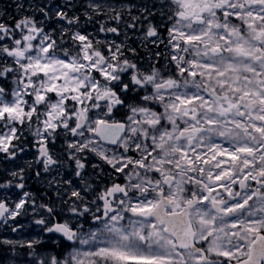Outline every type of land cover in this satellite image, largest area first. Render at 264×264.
I'll use <instances>...</instances> for the list:
<instances>
[{
  "label": "snow or ice",
  "instance_id": "obj_1",
  "mask_svg": "<svg viewBox=\"0 0 264 264\" xmlns=\"http://www.w3.org/2000/svg\"><path fill=\"white\" fill-rule=\"evenodd\" d=\"M14 7L0 264H264V0Z\"/></svg>",
  "mask_w": 264,
  "mask_h": 264
},
{
  "label": "flooded vegetation",
  "instance_id": "obj_2",
  "mask_svg": "<svg viewBox=\"0 0 264 264\" xmlns=\"http://www.w3.org/2000/svg\"><path fill=\"white\" fill-rule=\"evenodd\" d=\"M15 2H16V0H7L6 7H7V12H8L7 14L8 15H12V14H9V13L11 12V9L14 6ZM25 158L26 159H31V156L29 155V156H27ZM22 162L23 161H21V163ZM1 167H4V165H0V168ZM64 171L71 173L72 172V169L71 168H66ZM75 179L76 178L74 177V180ZM44 187H45V185L42 182L37 181V180H31L28 183V189L31 190V191H33V192H35L38 196H43L44 195V192H43V188ZM1 235H3V234H1Z\"/></svg>",
  "mask_w": 264,
  "mask_h": 264
},
{
  "label": "rangeland",
  "instance_id": "obj_3",
  "mask_svg": "<svg viewBox=\"0 0 264 264\" xmlns=\"http://www.w3.org/2000/svg\"><path fill=\"white\" fill-rule=\"evenodd\" d=\"M0 11H3V9H0ZM89 30H91V26H89ZM143 54V53H142ZM69 173V172H67ZM71 174V173H69ZM74 179V177H72ZM5 191H8V192H11L12 190H5ZM47 199V197L45 198ZM22 223H24L26 225V228L24 229V235L25 236H30V235H33L35 234L36 232L39 231L38 228H36L35 225H32L30 223V218H23V220L21 221ZM3 234V236H7L9 238H13V239H18L20 238V236L18 234H13L9 231H6L4 229H0V235ZM6 234V235H5ZM23 257V256H22ZM26 258H21V261L25 260Z\"/></svg>",
  "mask_w": 264,
  "mask_h": 264
}]
</instances>
